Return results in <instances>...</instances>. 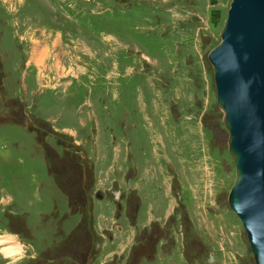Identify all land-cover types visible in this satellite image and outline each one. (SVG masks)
<instances>
[{"label": "rangeland", "instance_id": "1", "mask_svg": "<svg viewBox=\"0 0 264 264\" xmlns=\"http://www.w3.org/2000/svg\"><path fill=\"white\" fill-rule=\"evenodd\" d=\"M211 1L0 0V234L25 247L0 264H184L180 242L255 264L208 60L231 0Z\"/></svg>", "mask_w": 264, "mask_h": 264}, {"label": "water", "instance_id": "2", "mask_svg": "<svg viewBox=\"0 0 264 264\" xmlns=\"http://www.w3.org/2000/svg\"><path fill=\"white\" fill-rule=\"evenodd\" d=\"M209 61L236 167L230 207L242 221L256 264H264V0H232Z\"/></svg>", "mask_w": 264, "mask_h": 264}, {"label": "bare ground", "instance_id": "3", "mask_svg": "<svg viewBox=\"0 0 264 264\" xmlns=\"http://www.w3.org/2000/svg\"><path fill=\"white\" fill-rule=\"evenodd\" d=\"M234 184H235V182H234ZM3 245H7V247H2ZM0 246L2 247V251H3V249H6V250H4V253L7 256L15 257V256H18V255L23 254V251H22L21 246L16 245L14 243H11V239H9L8 242H6L4 244L3 243H0Z\"/></svg>", "mask_w": 264, "mask_h": 264}, {"label": "crops", "instance_id": "4", "mask_svg": "<svg viewBox=\"0 0 264 264\" xmlns=\"http://www.w3.org/2000/svg\"><path fill=\"white\" fill-rule=\"evenodd\" d=\"M42 58V55L41 56H38V63L40 64V60Z\"/></svg>", "mask_w": 264, "mask_h": 264}]
</instances>
